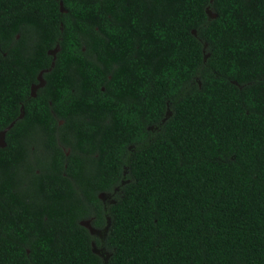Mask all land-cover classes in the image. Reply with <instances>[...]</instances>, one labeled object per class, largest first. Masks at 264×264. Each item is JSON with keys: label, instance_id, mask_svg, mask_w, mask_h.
Instances as JSON below:
<instances>
[{"label": "trees", "instance_id": "obj_1", "mask_svg": "<svg viewBox=\"0 0 264 264\" xmlns=\"http://www.w3.org/2000/svg\"><path fill=\"white\" fill-rule=\"evenodd\" d=\"M13 120L0 264H264V0H0Z\"/></svg>", "mask_w": 264, "mask_h": 264}, {"label": "water", "instance_id": "obj_2", "mask_svg": "<svg viewBox=\"0 0 264 264\" xmlns=\"http://www.w3.org/2000/svg\"><path fill=\"white\" fill-rule=\"evenodd\" d=\"M59 4H60V10H61V11H65V10L63 9L62 3L60 2ZM208 13L212 15V13H211L210 11H208ZM56 47H58V44H57ZM56 50H57V49L50 50V52L53 54V56H55V52H56ZM54 58H55V57H54ZM54 58H53V60H52V62H51V67L53 66ZM48 69H50V68L44 69V70H42V71H40V72L38 73L37 79H38L39 83L36 84V85H32V86H31V95H35V90L37 89V87H40V86L44 83L43 78H42V73H43L44 71H47ZM21 116H22V113H21L20 115H18L17 118H20ZM14 122H15V120L11 121L7 127L3 128V129L0 131V146H4V145H5V139H4V138H5V134H6L7 130H9L10 127L14 124ZM99 196H100L101 199H103L104 196H105V193L102 192V193H100ZM80 223H81L82 225L86 226V227L89 229V231H90L91 234H96V235H100V234H101V230H100V229H96V228L91 227V226L89 225L88 221H81ZM105 229H106V227H105ZM102 249L104 250V248H102V247H96V246H95V243L92 242V250H93V251H95V252L97 253L98 251H101ZM100 255L102 256V258H103L104 261H107L108 258H109V254L107 253V251H105V254H102V252H101Z\"/></svg>", "mask_w": 264, "mask_h": 264}, {"label": "flooded vegetation", "instance_id": "obj_3", "mask_svg": "<svg viewBox=\"0 0 264 264\" xmlns=\"http://www.w3.org/2000/svg\"><path fill=\"white\" fill-rule=\"evenodd\" d=\"M118 192H120V187L118 186V185H116L114 188H113V191L112 192H105V196H104V198H103V200H108V202H111L112 201V199H114V196H115V194H117ZM100 197V196H99ZM106 217H108V216H106ZM88 223H89V225L91 226V222H89L88 221ZM92 227V226H91ZM94 228V227H93ZM101 230V234L100 235H98L99 237H101V238H104V235H105V228L104 229H100ZM93 235H96V234H93ZM92 242H94L95 243V241H92ZM95 246H96V244H95ZM97 247V246H96ZM102 248H104V247H102ZM101 252L102 253H105V248H104V250L102 249L101 250Z\"/></svg>", "mask_w": 264, "mask_h": 264}, {"label": "rangeland", "instance_id": "obj_4", "mask_svg": "<svg viewBox=\"0 0 264 264\" xmlns=\"http://www.w3.org/2000/svg\"><path fill=\"white\" fill-rule=\"evenodd\" d=\"M83 221H85V220H83ZM86 221H87V220H86ZM105 251H107V250H105ZM107 253H108V251H107ZM97 254L100 255V254H101V251H98ZM102 254H105V253H102ZM100 256H101V255H100Z\"/></svg>", "mask_w": 264, "mask_h": 264}, {"label": "clouds", "instance_id": "obj_5", "mask_svg": "<svg viewBox=\"0 0 264 264\" xmlns=\"http://www.w3.org/2000/svg\"><path fill=\"white\" fill-rule=\"evenodd\" d=\"M102 193V192H101ZM105 193V192H104ZM100 195V193L98 194V196ZM100 198V197H99ZM109 219V218H108Z\"/></svg>", "mask_w": 264, "mask_h": 264}]
</instances>
